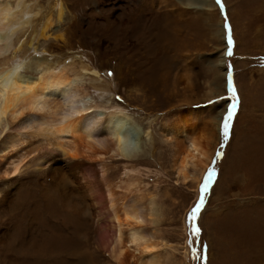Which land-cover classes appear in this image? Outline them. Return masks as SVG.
<instances>
[{
	"label": "rangeland",
	"instance_id": "374dc122",
	"mask_svg": "<svg viewBox=\"0 0 264 264\" xmlns=\"http://www.w3.org/2000/svg\"><path fill=\"white\" fill-rule=\"evenodd\" d=\"M2 1L15 7L20 0ZM22 1L39 10L36 22L55 2ZM60 1L64 12L60 21L54 16L51 37L32 48L23 43L18 53L23 61L66 67L71 76L81 65L96 70L98 76L88 72L79 83L101 108L118 105L140 127L147 151L140 166L147 169L135 173L138 190L114 184L124 178L123 158L99 159L116 201L133 193L154 197L157 222L141 226L153 242L157 264H264V0ZM229 28L231 56L226 55ZM57 32L63 41L53 38ZM26 35L25 41L31 37ZM37 67L23 72L35 75L42 70ZM229 74L238 99L225 139ZM183 118L191 123V135L207 138L212 156L201 173L193 171L197 180L181 182L172 165L174 141L166 140L161 128ZM16 122L8 131H19L23 139L14 137L0 152V166L7 171L0 178V264H144L148 255L139 257L131 245L119 258L111 250L107 202L98 206L93 198L105 191L102 165L91 160L95 174H79L80 179L60 172L62 181L56 172L67 191L61 195V188L35 173V158L50 146L25 135ZM209 170L214 174L203 206L191 220Z\"/></svg>",
	"mask_w": 264,
	"mask_h": 264
},
{
	"label": "bare ground",
	"instance_id": "6f19581e",
	"mask_svg": "<svg viewBox=\"0 0 264 264\" xmlns=\"http://www.w3.org/2000/svg\"><path fill=\"white\" fill-rule=\"evenodd\" d=\"M36 9L28 8L22 0L15 7L7 1L0 0V152L7 147V144L14 143V137L21 138L18 130L19 135L14 133L16 131L13 129L8 131L11 128L9 125L14 121H17L15 124L21 130H26L25 135L39 136L38 140H42L46 146H50V149L46 147L44 152L38 154L39 159L35 158L38 160V162L34 161V164L35 162L37 164L35 173L38 177L51 181L58 190L61 188V195L67 192L64 185L60 184V180L65 178L63 173H77L78 177L79 174L83 176L87 172L92 177L95 173L91 160L102 165L101 175L105 191L96 192L98 186L96 188L93 184L90 188L96 192L93 198L97 205L103 200L107 202L105 219L108 221V226L114 229H112L113 235L111 234L114 239L111 236L113 241L110 245L113 254L115 252L116 257L119 258L131 245L136 252L138 251L139 257L144 254L148 255L144 264H157V256L152 251L153 242L147 238L148 232H145L146 235L141 226L143 221L157 222L160 211L154 197L152 195L141 196L132 192L133 194L129 197H122L116 201L112 186L104 180V166L99 159L100 156L106 154L123 158L125 161L123 164L125 165L123 166L125 167L124 178H120L118 183L114 184L130 192L133 186L135 190H138L136 180L138 175L135 173L141 172V168L147 169L145 166H140L141 163L147 161V151L143 148L140 127L118 105L101 108L91 98L86 88L79 83L82 76L88 72L95 77L98 76L96 70L81 65L76 74L71 76L66 72V67L55 69L50 63L41 59L34 60L35 62L31 59L29 64L30 61H23L18 53L21 45L25 43L32 48L33 42L37 44L40 39L45 41L51 35L49 29L54 16L57 21H60L64 12L61 1L55 0L50 8L40 13L39 20L37 19L36 22L39 12ZM33 25H35L34 33L30 32ZM24 33H27L26 38L31 36L26 41L23 38ZM53 38L61 41L65 39L62 32H57ZM37 66H42V70L36 71L35 75L23 72L25 67L33 71ZM128 70L134 69L129 67ZM152 72L155 71L152 69ZM100 90L104 89L100 88ZM190 127L191 123L183 118L179 123L166 124L164 127L162 125L161 128L166 140L174 141L172 165L181 182L188 179L197 180L193 171L201 173L212 156V153L207 150V138L204 136L197 138L198 136L191 135L192 128ZM184 139L187 143L183 142ZM16 168L14 167V171ZM78 169L79 172L75 171ZM63 170L65 172H62ZM56 172L60 175V180L57 179ZM5 173L7 171L0 166L1 180ZM73 177L70 179L72 180ZM89 182L94 181L89 180ZM74 209L76 211L79 208L75 205ZM102 233L99 227L97 234L100 243L104 237ZM39 260L41 259L38 258L36 261ZM34 264H40V262Z\"/></svg>",
	"mask_w": 264,
	"mask_h": 264
},
{
	"label": "snow or ice",
	"instance_id": "6c2138e0",
	"mask_svg": "<svg viewBox=\"0 0 264 264\" xmlns=\"http://www.w3.org/2000/svg\"><path fill=\"white\" fill-rule=\"evenodd\" d=\"M219 2V0H218ZM225 27H229L227 25V23L225 24ZM227 43H228V51L226 53V55L231 56L232 55V44H233V40H232V36H231V31L229 28V34H228V38H227ZM109 75H112L111 73H109ZM228 91L232 96V103L229 105V110L227 111L226 116L223 118V133H224V137L225 139H227L228 137V133H229V122L233 119L235 110H236V106H237V95H236V91L235 88L232 86V78H231V74H229L228 77ZM220 153H217V156H219ZM214 174V170H209L207 176L205 177V181L202 185V189H201V198L200 201L196 204V206L192 209V212L190 213V219L191 220H195L197 214L200 212L201 207L203 206L204 203V197H203V193L205 191H207L208 188V184L211 182L212 177ZM199 229L196 228L195 226H193V232H198ZM205 250H206V245L204 246ZM206 258V257H205Z\"/></svg>",
	"mask_w": 264,
	"mask_h": 264
},
{
	"label": "water",
	"instance_id": "95a60500",
	"mask_svg": "<svg viewBox=\"0 0 264 264\" xmlns=\"http://www.w3.org/2000/svg\"><path fill=\"white\" fill-rule=\"evenodd\" d=\"M228 80V79H227ZM229 110V109H228ZM224 134V133H223ZM223 138H224V136H223ZM223 142H224V139H223ZM222 148V147H221Z\"/></svg>",
	"mask_w": 264,
	"mask_h": 264
}]
</instances>
